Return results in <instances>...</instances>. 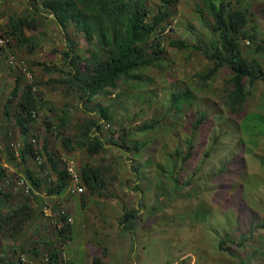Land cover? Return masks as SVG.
<instances>
[{"label":"rangeland","instance_id":"rangeland-1","mask_svg":"<svg viewBox=\"0 0 264 264\" xmlns=\"http://www.w3.org/2000/svg\"><path fill=\"white\" fill-rule=\"evenodd\" d=\"M16 1L23 7L26 3ZM213 1L217 6L220 2L230 5L233 11H246V30L252 39L240 36V42L245 55L264 67V0ZM170 10L173 16L166 21L165 30L153 39L160 43L163 58L136 71L139 78L121 81L107 96L84 99L66 93V84L51 81V77H64L68 69L64 60H58L59 55L65 59L68 45L82 48L86 55L92 48L75 26L66 36L53 15L42 18L43 25L35 31L26 30V35L35 34L42 43L39 52L26 54L15 39H10L15 41L13 45L0 47V149L19 148L27 141L45 157L42 165L35 156L27 163L10 164L0 150V164L12 178L0 193V264H24L21 254L30 253L35 245H39V253H30L32 257L41 258L42 246L47 251L39 220L45 217L42 208L46 202L53 201L59 202L53 215L64 207L73 217V235L78 232L77 238L88 244L103 239L107 264H264V81L257 80L252 86L247 82L251 91L240 107L243 110L232 111L227 105L233 89L230 67L204 77L215 66L204 51L223 49L220 32L212 28L211 8L205 0H179ZM35 14L29 18H38L39 13ZM7 24V20L0 23L5 37ZM176 40L188 47L173 45ZM11 55L27 60L39 81L41 114L30 124L28 135L14 116L3 114V101L18 78L22 85L27 83L23 71L8 64ZM55 87L60 97L46 103L42 89L49 93ZM99 104L112 109L109 127L97 109ZM65 110L70 121L58 134L54 126ZM202 117L197 130L193 126ZM90 119L102 122L99 134L105 142V149L95 156L76 140L81 126ZM150 124L155 126L149 128ZM68 138L73 140L69 146L65 143ZM188 150L192 154L184 167ZM68 159L76 161L82 174L83 167L95 169L103 185L94 192L86 184L85 193L77 197H43L42 189L49 192L54 188L50 181L57 175L54 164L64 169ZM27 170L39 176L41 189L29 181ZM18 177L29 181L34 188L31 193L25 192ZM73 198L87 208L74 205ZM21 205L28 216L18 225L12 213ZM128 211H136L137 216L131 229L122 221ZM6 215L16 224L6 223ZM100 225L102 233L96 232ZM46 231L53 233L49 241H58L55 227L49 224ZM71 241L62 248V258L71 256L76 264H86L87 248Z\"/></svg>","mask_w":264,"mask_h":264},{"label":"trees","instance_id":"trees-1","mask_svg":"<svg viewBox=\"0 0 264 264\" xmlns=\"http://www.w3.org/2000/svg\"><path fill=\"white\" fill-rule=\"evenodd\" d=\"M39 5H35L36 11L44 12V14L33 19L29 15L13 19L7 24L6 38L15 39L20 50L26 49V54H31L37 43L32 36H27L26 29L36 30L43 25L42 18L53 15L57 22L61 24L66 36H70L69 29L75 26L76 29L82 30L88 42L92 43L90 55L84 54L82 48H75L68 45L64 51L65 60L67 61L69 70L64 72V77L55 79L56 82L66 84L67 93H73L74 96L87 97L109 94L111 89L120 86V82L124 80H133L139 78L136 71L150 65H156L162 57L163 49L160 43H155L153 39H157L158 34L165 30V23L172 18L173 14L170 7L177 4L179 0H38ZM156 1V3L154 2ZM211 12L214 15L215 22L213 29L221 34L222 47H214L207 51V57L215 63V66L205 74L208 78L215 74L217 70L223 66H229L232 72L231 82L233 89L228 95L227 105L232 111H242V107L247 101L250 94L246 83L252 86L257 80L264 81V67L256 59H249L245 55L240 36L245 38L251 35L246 30L248 23L247 13L245 10L233 11L230 5L220 2L217 6L213 0H205ZM219 7V8H218ZM157 8V10H156ZM38 15V14H37ZM15 41H11L13 45ZM175 46L186 48L188 45L181 40L172 41ZM3 48V46H0ZM4 48H7L4 46ZM9 64V63H8ZM10 65V64H9ZM47 69L48 66H45ZM32 70V69H31ZM37 75L35 71L32 70ZM39 85L37 78L36 81ZM23 84V83H22ZM21 84V78L11 94L3 101V114L9 118L14 116L16 123L24 135H28L31 131L30 124L35 121L32 117V109L37 102V95L33 93L31 85ZM77 94V95H75ZM107 96V95H106ZM189 96V94L187 95ZM190 98V96H189ZM187 100V97L185 98ZM102 118L106 120L108 127L111 125L112 109L109 106L97 105ZM60 122L54 126L58 134L65 129L70 121L69 114L65 110L61 116ZM203 117L197 121L193 127L198 130L201 127ZM206 121V120H205ZM101 121L90 119L81 126L79 137H77L78 146L86 148V150L95 156L100 150L105 149V142L101 139ZM149 128L155 125L150 124ZM205 130V129H204ZM97 131V133H95ZM202 131V129H201ZM96 134V135H95ZM84 140V141H83ZM73 140L68 138L65 143L68 145ZM14 145L7 146L3 151L6 162L10 164L27 163L28 158L36 156L37 151L30 142L25 141L22 147L17 150ZM69 146V145H68ZM192 142L189 144V149ZM187 157L184 156L183 165L191 156L188 150ZM47 155L51 161H54L52 153L47 150ZM2 159V157H1ZM59 164H54V170L57 171L58 180L54 188L50 189L48 194H61L66 190L68 185L67 172L59 168ZM88 168V169H87ZM5 168L0 164V181L7 177ZM27 177L32 185L39 188L41 180L27 170ZM84 182L89 188L98 189L103 184L100 182L95 169L83 167L82 174ZM25 205L16 208L12 213L18 225H23L26 221L24 218L28 215L25 211ZM23 213V214H21ZM136 211H128L124 214L122 221L125 225L133 227L135 224ZM65 219V217H63ZM6 223L10 225L15 223L9 215L4 218ZM16 224V223H15ZM264 227V224L262 225ZM56 242L48 241L46 252L50 253L51 264H62V248L72 240L73 222H65L57 229ZM228 239V237H227ZM245 239V238H244ZM230 240H232L230 238ZM39 246V245H38ZM38 246L35 245L31 252L38 254ZM62 246V248H61ZM223 245H221L222 247ZM45 250V249H44ZM31 257L32 255L28 253ZM6 264H14L13 262H5ZM92 264H107L102 258H95Z\"/></svg>","mask_w":264,"mask_h":264},{"label":"built area","instance_id":"built-area-1","mask_svg":"<svg viewBox=\"0 0 264 264\" xmlns=\"http://www.w3.org/2000/svg\"><path fill=\"white\" fill-rule=\"evenodd\" d=\"M11 40L6 38L2 33H0V46H5L9 47ZM8 63L14 67H19L23 73L25 74V77L27 78V83L31 85L33 93L37 95V102L35 107L32 109V117H34L35 120L39 119V116L41 114V102H42V97L39 91V86L37 81V78L35 74L32 72L31 68L28 66V62L25 59L22 58H17L15 55H11L8 58ZM97 133V131H95ZM33 141L36 142L37 139L36 137L33 138ZM15 149L17 150L18 147L15 146ZM45 157L42 155L40 151H37L36 156H35V161L37 162L38 165H42L44 163ZM64 170L67 172L68 175V191L70 194H84L86 191V185L84 183V180L82 178V175L77 167V163L73 159H68L64 163ZM36 175V174H35ZM37 176V175H36ZM58 180V176L50 177V181H53V183H56ZM12 181V178L10 177L9 173L7 174V177H5L3 180L0 181V193L4 191V186L5 185H10ZM49 181V182H50ZM17 182L23 187L25 192L31 193L32 190L34 189L30 184L26 181V178L18 177ZM32 187V188H31ZM27 193V194H28ZM43 194L42 196H48V192L46 190L41 191ZM57 202L58 201H53V202H46V204L43 207V212L45 215L50 216L52 219V226L55 227L56 229L60 228L63 223L67 222H73V217L66 211V208L60 207L59 211L57 210ZM59 203V202H58ZM55 212L57 215H53L52 210L55 209ZM65 217V219H63ZM62 248V246H61ZM62 264H72L71 261L67 257L62 258ZM52 257L50 253L48 252H43L41 254L40 259H36L34 257H30L28 254H21L20 256V261L24 264H51Z\"/></svg>","mask_w":264,"mask_h":264},{"label":"crops","instance_id":"crops-1","mask_svg":"<svg viewBox=\"0 0 264 264\" xmlns=\"http://www.w3.org/2000/svg\"><path fill=\"white\" fill-rule=\"evenodd\" d=\"M23 3H24V7L22 6V3L20 1H16V0H0V23H2V21H6V20L9 23L13 19H17L18 17H23L25 15H29V17H30L33 12L36 13L35 15H37L38 13L40 15L44 14V12L36 11L37 9H36L35 5H39V1L38 0H26V3L25 2H23ZM27 9H28V11H27V13H25V10H27ZM31 10H33V11H31ZM33 18H35V17L32 16L30 19H33ZM26 30H25V33H26ZM31 31L33 32L35 30H31ZM27 36H32L35 39L36 43H37V46H36V48H35V50L33 52H35L36 50H37V52H39L40 51V47L42 46V43L38 41L37 36L35 34H33V33L31 35H27ZM24 50H26V49L24 48ZM37 52H36V55H37ZM58 60H60V63L63 60H64L65 63H67V61L65 59H62V57H60V55H59V59ZM66 65L68 66L67 70H69L68 63ZM38 66H42V62H38ZM44 67H45V65H44ZM56 78H58V77H54V78L51 77V81L53 79H56ZM59 93L60 92L57 90L56 87L54 89V92L49 91V93L42 89V95H43L44 101H46V103H47V100L52 101V100L57 99L58 97H60ZM75 95H77V94H75ZM81 175H82V173H81ZM98 176H99V174H98ZM85 185H86V183H85ZM67 187H68V185H67ZM67 187H66V190L64 192H62L61 194H59V195H62L64 197L65 196H69V195L70 196L71 195H76V197H77L79 195V194H70L68 189H67ZM86 187H87V185H86ZM95 191H96V189H94V192ZM65 192H66V195H63ZM73 199L74 200H72V201H73L74 205H78L79 201H77L76 198H73ZM79 205H81V203ZM81 207H82V209L87 208L86 204H82ZM42 212H43V208H42ZM43 215L45 217L42 216V219L39 220V225L42 226L41 237L46 238L47 239L46 241L48 242L50 240L51 236H53V233L51 232V234H48V232L47 231L45 232V230L47 229L49 224L51 225V227H53L52 223H51L52 219H51L50 216H47L45 214H43ZM134 223H137V222H134ZM103 228H104L103 225H100L99 229H97L96 232L98 230H100L101 233H102ZM129 228L131 229L132 227H129ZM73 232H74V226H73ZM77 236H78V232H77V235H73L72 241L70 243H72V242L76 243L77 247H79V245L82 244L83 247L87 248L88 254L85 253L86 264H92V262H93V260L95 258H102L104 261H106V257L102 254L103 250L105 248V243H104L103 239L101 241L97 242V243L93 240L92 242H94V244L93 243L92 244H88V240L86 241L87 242L86 243L85 241H82L81 238H77ZM91 237L93 239V237H94L93 234L91 235ZM95 246H98V247H96V248H98V251H95V249H96ZM33 248H34V246H33ZM31 250H30V253H32ZM38 250H39V248H38ZM41 251H42V253L44 252V247L43 246H42ZM69 260L71 261L72 264H76L71 256L69 257ZM133 264H136V261H134Z\"/></svg>","mask_w":264,"mask_h":264},{"label":"bare ground","instance_id":"bare-ground-1","mask_svg":"<svg viewBox=\"0 0 264 264\" xmlns=\"http://www.w3.org/2000/svg\"><path fill=\"white\" fill-rule=\"evenodd\" d=\"M207 56V55H206ZM106 131V130H105ZM96 135V134H95ZM84 141V140H83ZM1 150V149H0ZM2 152V151H1ZM29 179V178H28ZM29 182V181H28ZM33 184V183H32ZM26 209V208H25ZM40 212V211H39ZM28 216V215H27ZM31 219V218H30Z\"/></svg>","mask_w":264,"mask_h":264}]
</instances>
